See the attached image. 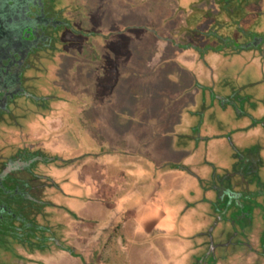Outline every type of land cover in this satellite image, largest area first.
<instances>
[{"label": "rangeland", "instance_id": "1", "mask_svg": "<svg viewBox=\"0 0 264 264\" xmlns=\"http://www.w3.org/2000/svg\"><path fill=\"white\" fill-rule=\"evenodd\" d=\"M54 1L70 27L34 49L23 95L0 112V172L39 142L33 171L10 175H40L54 233H0V264L234 262L241 247L210 203L252 189L238 158L264 162V45L194 58L172 33L187 0ZM231 89L225 107L211 97Z\"/></svg>", "mask_w": 264, "mask_h": 264}, {"label": "flooded vegetation", "instance_id": "2", "mask_svg": "<svg viewBox=\"0 0 264 264\" xmlns=\"http://www.w3.org/2000/svg\"><path fill=\"white\" fill-rule=\"evenodd\" d=\"M0 1L4 3L3 8L0 7V112L3 113L8 112L7 106L10 101L24 93L22 71L27 66L26 61L30 54L34 49L39 48L41 42L54 39L53 32H57L60 27H70V25L61 19L62 16L56 10L54 0ZM224 1L228 2L231 10L240 7L242 3L248 9L254 5L251 0H247L246 3L244 0ZM200 3L215 6V4L219 5L221 0H202ZM19 12L23 23L11 17L13 13ZM186 12H189L188 9ZM183 27L187 32V25ZM262 39V37L254 38L252 43H262ZM39 147V142H31L26 148L17 150L0 172V191L8 185L11 186L12 170L22 172L28 171L27 168L30 167L33 171L34 163L40 160V155L43 156V150ZM238 163L242 166L239 169L240 173L243 171L250 173L252 166L255 165L248 158H238L236 164ZM14 165L18 168L13 169ZM254 172L256 173V170ZM246 180L247 185L252 184L248 179ZM7 183L9 184L6 185ZM251 186L252 189L243 192L223 190L210 203L217 212L214 219L231 226L234 241L241 247L234 249V262L231 260L229 264H264V186L258 187L256 184ZM238 234L242 237L237 239ZM208 248L205 254L210 258V263L215 262L213 247ZM239 249L243 251L242 255L236 253ZM221 262L223 263L220 261L219 264ZM223 264H228V261Z\"/></svg>", "mask_w": 264, "mask_h": 264}, {"label": "trees", "instance_id": "3", "mask_svg": "<svg viewBox=\"0 0 264 264\" xmlns=\"http://www.w3.org/2000/svg\"><path fill=\"white\" fill-rule=\"evenodd\" d=\"M187 1L184 14L181 12L183 21L179 22L172 33L185 37L184 40L179 39L180 43L176 45L190 49L194 58L204 57L211 51L223 52L229 49L238 52L241 50L258 51L264 45V0H251L254 5L249 9L242 3L240 7L232 10L228 2L224 0L215 6L201 4L202 0ZM244 2L246 3L247 0ZM187 9L189 12H186ZM184 25L188 27L187 32L183 29ZM257 37L263 38L262 43L253 44L254 38ZM233 94L236 96L235 90L231 89L227 94H212L211 97H217L218 103L225 107L226 103H231L227 100H231ZM249 149L257 151L259 146L256 149L255 147ZM250 159L255 164L252 166V171L242 173L248 175L247 179L251 183L254 182L253 184L258 187L264 186V178L260 176L264 174L263 159ZM240 165L241 163L236 165L237 172L242 167ZM27 175V177L23 174L20 177H12L11 186L7 183L8 186L0 191V233L15 239L20 237L25 239L30 236L36 240H43L47 238V235L54 233L53 224L51 227L47 224L50 215L41 210L42 206H46L47 203L42 198L43 189H45L44 181L39 178L40 175L34 173ZM42 216H46L47 223H41ZM74 219L79 218L74 217ZM44 226H48L46 228L48 234L44 233Z\"/></svg>", "mask_w": 264, "mask_h": 264}, {"label": "crops", "instance_id": "4", "mask_svg": "<svg viewBox=\"0 0 264 264\" xmlns=\"http://www.w3.org/2000/svg\"><path fill=\"white\" fill-rule=\"evenodd\" d=\"M191 61H195V60H191ZM148 154V153H147ZM104 162V161H103ZM105 166L106 167H108L107 165H106V163H105ZM118 175V174H117ZM167 174H163V175H161V176H159L158 177V180H160L159 182H160V185L162 184V186L161 187H164L165 188V180L166 179H163L165 176H166ZM122 176H123V173H119V175H118V179L117 180H119L116 184H114V188H115V191L116 192H120L121 191V189H122V185H121V182H122ZM160 178V179H159ZM162 180H163V182H162ZM107 208H109V207H107ZM117 220H115V221H113V223L111 222V224H114V223H117V224H123L121 221H118V222H116Z\"/></svg>", "mask_w": 264, "mask_h": 264}]
</instances>
